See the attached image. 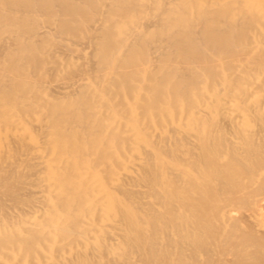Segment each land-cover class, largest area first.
Segmentation results:
<instances>
[{"label":"bare ground","instance_id":"6f19581e","mask_svg":"<svg viewBox=\"0 0 264 264\" xmlns=\"http://www.w3.org/2000/svg\"><path fill=\"white\" fill-rule=\"evenodd\" d=\"M0 264H264V0H0Z\"/></svg>","mask_w":264,"mask_h":264},{"label":"rangeland","instance_id":"374dc122","mask_svg":"<svg viewBox=\"0 0 264 264\" xmlns=\"http://www.w3.org/2000/svg\"><path fill=\"white\" fill-rule=\"evenodd\" d=\"M61 80H63V79H58V80H55L53 83L55 84H61V83H63V82H65L66 80H63L62 82H61ZM220 124V125H219ZM223 122H220V123H218V125L219 126H222L223 127V129H225V132H226V134L228 135V136H233L234 135V133L232 132V129H231V127L230 126H228L227 125V127H226V124L224 123L223 125ZM227 128V129H226ZM227 130V131H226ZM227 132H229V133H227ZM234 137V136H233ZM185 253H188V251L186 250L185 251Z\"/></svg>","mask_w":264,"mask_h":264}]
</instances>
